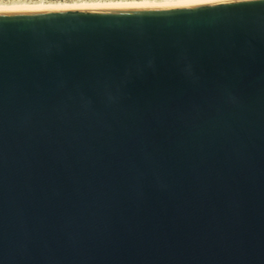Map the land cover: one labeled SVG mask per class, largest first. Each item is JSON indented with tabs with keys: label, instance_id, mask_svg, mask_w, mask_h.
<instances>
[{
	"label": "water",
	"instance_id": "water-1",
	"mask_svg": "<svg viewBox=\"0 0 264 264\" xmlns=\"http://www.w3.org/2000/svg\"><path fill=\"white\" fill-rule=\"evenodd\" d=\"M0 264H264V0L0 12Z\"/></svg>",
	"mask_w": 264,
	"mask_h": 264
},
{
	"label": "bare ground",
	"instance_id": "bare-ground-1",
	"mask_svg": "<svg viewBox=\"0 0 264 264\" xmlns=\"http://www.w3.org/2000/svg\"><path fill=\"white\" fill-rule=\"evenodd\" d=\"M231 0H155L151 2H114V1H75L71 3H12L0 2V12H26L50 10H106V9H133V8H170L198 6Z\"/></svg>",
	"mask_w": 264,
	"mask_h": 264
},
{
	"label": "rangeland",
	"instance_id": "rangeland-1",
	"mask_svg": "<svg viewBox=\"0 0 264 264\" xmlns=\"http://www.w3.org/2000/svg\"><path fill=\"white\" fill-rule=\"evenodd\" d=\"M42 2V3H71V2H75V1H83V0H0V2L1 3H3V4H7V5H9V4H12L13 2L14 3H23V2H25V3H32V2H36V3H38V2ZM84 1H100V2H105V1H109V0H84ZM110 1H114V2H144V1H146V2H151V1H155V0H110ZM158 1V0H157ZM160 1V0H159ZM163 1V0H162Z\"/></svg>",
	"mask_w": 264,
	"mask_h": 264
}]
</instances>
